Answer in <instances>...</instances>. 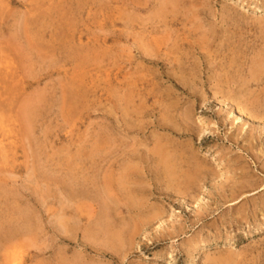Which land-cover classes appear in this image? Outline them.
Returning a JSON list of instances; mask_svg holds the SVG:
<instances>
[{"label": "rangeland", "instance_id": "rangeland-1", "mask_svg": "<svg viewBox=\"0 0 264 264\" xmlns=\"http://www.w3.org/2000/svg\"><path fill=\"white\" fill-rule=\"evenodd\" d=\"M263 63L264 0H0V264H264Z\"/></svg>", "mask_w": 264, "mask_h": 264}, {"label": "bare ground", "instance_id": "bare-ground-1", "mask_svg": "<svg viewBox=\"0 0 264 264\" xmlns=\"http://www.w3.org/2000/svg\"><path fill=\"white\" fill-rule=\"evenodd\" d=\"M52 6H53V5H52ZM172 7H173V6H172ZM55 9H56V8H55ZM174 9H175V7H174ZM56 10H57V9H56ZM59 10H61V8H60ZM172 10H173V9H172ZM56 12H57V11H56ZM202 12H203V11H202ZM196 13H197V12H196ZM46 14H47V12H46ZM49 14H50V13H49ZM49 14H48V15H49ZM159 14H160V13H159ZM51 15H52V14H51ZM51 15H49V16H51ZM55 16H56V15H55ZM170 17H171V16H170ZM174 19H175V18H174ZM59 20H60V19H59ZM172 21H173V20H172ZM63 22H64V21H63ZM260 25H261V24H260ZM155 38H156V37H155ZM181 38H182V37H181ZM183 39H184V38H183ZM182 42H183V41H182ZM162 43H163V42H162ZM174 43H175V42H174ZM220 43H221V42H220ZM162 45H163V44H162ZM180 45H181V44H180ZM188 46H189V45H188ZM258 52H259V51H258ZM256 54H257V53H256ZM261 54H262V53H261ZM225 56H226V55H225ZM256 56H257V55H256ZM259 56H260V55H259ZM214 57H215V56H214ZM238 57H239V56H238ZM254 57H255V54H254ZM236 58H237V57H236ZM240 58H241V57H240ZM250 58L252 59V57H250ZM180 59H181V58H180ZM228 59H229V58H228ZM178 60H179V59H178ZM226 60H227V59H226ZM233 60H235V59H233ZM244 60H245V59H244ZM244 60H243V61H244ZM247 60L250 61V59H247ZM180 61H181V60H180ZM227 61H228V60H227ZM181 62H182V61H181ZM185 62H186V61H185ZM231 62H232V61H231ZM231 62L228 61V64L231 63ZM241 62H242V61H241ZM250 62H251V61H250ZM262 62H263V61H262ZM242 63H244V62H242ZM247 63H248V62H247ZM220 64H221V62H220ZM235 64H236V63H235ZM245 64H246V63H245ZM249 64H251V63H249ZM253 64H255V63H253ZM253 64H251V65H253ZM257 64H258V63H257ZM257 64H255V67H256ZM232 65H233V64H232ZM263 65H264V63H263ZM233 66H234V65H233ZM242 66H243V65H242ZM248 66H250V65H248ZM253 66H254V65H253ZM261 66H262V65H261ZM230 67H231V65H230ZM240 67H241V66H240ZM251 67H252V66H251ZM257 67H259V66L257 65ZM262 67H263V66H262ZM262 67H261L260 69H262ZM221 68H222V67H221ZM221 68H220V69H221ZM235 68H236V66H235ZM238 68H239V67H238ZM263 68H264V67H263ZM245 69H246V68H245ZM250 69H251V68H250ZM222 70H223V69H222ZM13 71H14V70H13ZM15 71H16V70H15ZM219 71H220V70H219ZM219 71L217 70V72H219ZM223 71H225V70H223ZM233 71H234V68H233ZM239 71H240V70H239ZM239 71H238V72H239ZM242 71H243V70H242ZM247 71H248V70H247ZM9 72H10V71H9ZM213 72H214V71H213ZM238 72H237V73H238ZM249 72H250V71H248V73H249ZM259 72H260V71H259ZM259 72H258V73H259ZM11 73H12V72H11ZM183 73H185V72H183ZM237 73H236V74H237ZM255 73L258 74L256 71H255ZM220 74H221V73H219V75H220ZM236 74H235V75H236ZM262 74H263V73H262ZM14 75H15V74H14ZM16 75H17V77H18L19 74H16ZM223 75H224V74H223ZM244 75L247 76L246 73H245ZM254 75H255V74H254ZM226 76H227V75H226ZM228 76H229V75H228ZM242 76H243V75H242ZM242 76H241V77H242ZM249 76H250V75H249ZM252 76H253V75H252ZM258 76H259V75H258ZM9 77H11V76L9 75ZM20 77H21V75H20ZM22 77H23V76H22ZM250 77H251V76H250ZM250 77H249V78L247 77V78L250 79ZM15 78H16V77H15ZM221 78H222V77H221ZM243 78H244V77H243ZM245 78H246V77H245ZM245 78H244V79H245ZM247 78H246V79H247ZM251 78H252V77H251ZM8 79H9V78H8ZM17 79H19V78H17ZM233 79H234V78H233ZM248 79H247V80H248ZM253 79L255 80V76H254ZM253 79H251V80H253ZM258 79H259V77H258ZM14 80H15V79H14ZM223 80H224V79H222V81H223ZM228 80H229V79H227V81H228ZM237 80H238V76H237ZM240 80H241V79H240ZM17 81H18V80H17ZM214 81H215V79H214ZM229 81H230V80H229ZM229 81H228V82H229ZM231 81H232V80H231ZM248 81H249V80H248ZM248 81H246V82H248ZM9 82H10V81H9ZM15 82H16V81H15ZM15 82H13V83H15ZM238 82H239V81H238ZM242 82H243V81H242ZM244 82H245V80H244ZM251 82H252V81H251ZM255 82H257V81H255ZM79 83H80V81H79ZM217 83H218V82H217ZM224 83H226V82L224 81ZM230 83H231V82H230ZM227 84H228V83H227ZM244 84H246V83H244ZM258 84H259V83H258ZM9 85H10V84H9ZM14 85H15V84H14ZM73 85H74V84H73ZM235 85H236V84H235ZM239 85H240V84H239ZM239 85H238V86H239ZM229 86H230V85H229ZM229 86H228V87H229ZM242 86H243V85H242ZM74 87H75V86H74ZM74 87H73V88H74ZM221 87H222V86H221ZM231 87H232V86H231ZM231 87H229V88L231 89ZM239 87H240V86H239ZM251 87H253V86H251ZM233 88H234V87H233ZM225 89H227V88H225ZM241 89H243V88H241ZM249 89H250V88H249ZM251 89H252V88H251ZM251 89H250V92H251ZM257 89H258V88H257ZM235 90H236V89H235ZM237 90H238V89H237ZM255 90H256V89H255ZM71 91H72V90H71ZM225 91H226V90H225ZM239 91H240V90H239ZM263 91H264V90H263ZM263 91H262V92H263ZM72 92H73V91H72ZM72 92H71V93H72ZM251 93H252V92H251ZM253 93H257V92L254 91ZM224 94H225V93H224ZM228 94H229V93H228ZM238 94H239V93H238ZM259 94H260V93H259ZM245 95H248V93H247V94L245 93ZM249 95H250V94H249ZM252 95H254V94H252ZM252 95H250V96H252ZM243 99H244V98H243ZM246 100H247V99H246ZM256 102H257V100H256ZM253 103H254V102H253ZM257 104H258V103H257ZM252 105H254V104H252ZM257 107H258V106H257ZM250 113H251V112H250ZM260 113H261V112H260ZM17 118H18V117H17ZM24 118H25V116H24ZM13 119H14V118H13ZM28 120H29V119H28ZM23 121H24V119H23ZM29 123H30V122H29ZM14 124H15V123H14ZM20 125H21V124H20ZM26 125H29V124H26ZM3 126H4V125H3ZM18 127H19V126H18ZM21 127H22V126H21ZM1 132H2V131H1ZM19 132H20V131H19ZM3 134H4V133H3ZM14 134H15V133H14ZM16 135H17V134H16ZM18 135H19V134H18ZM6 136H7V135H6ZM0 139H1V138H0ZM1 140H2V139H1ZM11 140H12V139H11ZM18 140H19V139H18ZM160 148H161V147H160ZM153 158H154V157H153ZM158 160H159V159H158ZM163 162H164V161H163ZM163 164H164V163H163ZM173 165H174V164H173ZM164 166H165V165H164ZM170 166H171V164H170ZM161 167H162V166H161ZM174 168H175V167H174ZM199 168H200V167H199ZM163 169H164V168H163ZM200 169H201V168H200ZM165 170H166V169H165ZM196 170H197V169H196ZM174 171H175V170H174ZM197 171H198V170H197ZM202 172H203V171H202ZM202 176H203V175H202ZM171 177H172V176H171ZM191 186H192V185H191ZM189 194H190V193H189ZM118 208H119V207H118ZM10 232H11V231H10ZM9 238H10V237H9ZM4 240H5V239H4ZM226 253H227V252H226ZM231 253H232V252H231ZM233 253H234V252H233ZM10 254H11V253H10ZM232 255H233V254H232ZM9 256H10V255H9ZM222 256L224 257V255H222ZM225 256L227 257L228 255H225ZM234 257H235V255H234ZM228 259H229V258H228ZM240 259H241V258H240ZM213 261H215V260H213ZM223 261H224V260H223ZM239 261H240V260H239ZM239 261H238V262H239ZM228 262H229V261H228ZM230 262H231V261H230ZM230 262H229V263H230ZM234 262H235V261H234ZM231 263H233V262H231ZM209 264H210V263H209ZM227 264H228V263H227Z\"/></svg>", "mask_w": 264, "mask_h": 264}]
</instances>
